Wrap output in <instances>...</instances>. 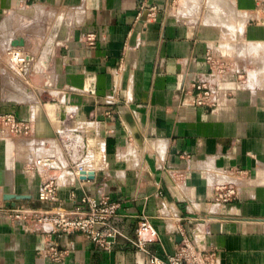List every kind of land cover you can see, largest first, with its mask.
<instances>
[{
    "label": "crops",
    "instance_id": "crops-1",
    "mask_svg": "<svg viewBox=\"0 0 264 264\" xmlns=\"http://www.w3.org/2000/svg\"><path fill=\"white\" fill-rule=\"evenodd\" d=\"M140 7L157 13L139 17ZM18 40L31 58L21 74L5 60ZM207 53L226 86L244 81L211 112L179 91L185 76L209 79ZM4 114L31 133L0 138V264H150L124 239L105 251L14 220L38 206L33 162L45 157L56 208L104 181L119 206L112 224L130 237L147 218L158 233L147 249L163 263L181 229L217 264H264V0H0ZM78 164L91 181L74 178Z\"/></svg>",
    "mask_w": 264,
    "mask_h": 264
},
{
    "label": "built area",
    "instance_id": "built-area-1",
    "mask_svg": "<svg viewBox=\"0 0 264 264\" xmlns=\"http://www.w3.org/2000/svg\"><path fill=\"white\" fill-rule=\"evenodd\" d=\"M157 13L156 7H140L138 16H146L153 19ZM138 17V18H139ZM92 41V38H89ZM11 68L24 73V69L31 61L29 55L16 50L7 52ZM212 53L206 54V61L210 65L209 79L199 80L192 76H185L184 83L179 91L185 97L184 101L193 107L213 111L227 100L228 95L243 88L244 81L226 86L229 75L214 62ZM239 76L238 80H241ZM113 112L108 111L106 116L111 117ZM92 116V114H91ZM31 133L30 123L11 114L0 116V138L13 139L26 137ZM33 167L40 177V187L37 192L38 206L23 205L13 210L12 216L16 222L24 224L29 220L51 227L56 234L80 233L88 241L99 249L109 251L119 239H124L134 249L145 253L150 264H217V258L213 252L203 250L195 238H191L179 229L180 241L174 252L168 256L166 263L150 253L147 246L150 242L158 240V233L147 218H142L134 230L132 236H125L113 224L112 218L117 214L118 204L113 202L107 192L105 182L100 181L93 193L83 195L70 209L56 208L59 201L58 187L55 177L48 172L55 168L52 158L45 157L33 162ZM70 171L74 178L80 181L88 179L89 172L82 164L71 166ZM84 177V179H81ZM235 194L234 189L227 190L225 198ZM61 253L52 252L51 262L58 263Z\"/></svg>",
    "mask_w": 264,
    "mask_h": 264
},
{
    "label": "rangeland",
    "instance_id": "rangeland-1",
    "mask_svg": "<svg viewBox=\"0 0 264 264\" xmlns=\"http://www.w3.org/2000/svg\"><path fill=\"white\" fill-rule=\"evenodd\" d=\"M15 46V47H14ZM14 46H12V45H10L6 50H5V60L7 59V61H6V64L9 66V67H11V64H10V62H9V60H8V57H7V52L8 51H11V50H16V51H20L21 49H22V47H24L25 46V43L22 41V40H18V41H16L15 43H14ZM16 46H19V47H16ZM256 181V180H255ZM261 181H263L264 182V180H261ZM257 222H259V223H264V218H260V219H257L256 220Z\"/></svg>",
    "mask_w": 264,
    "mask_h": 264
},
{
    "label": "water",
    "instance_id": "water-1",
    "mask_svg": "<svg viewBox=\"0 0 264 264\" xmlns=\"http://www.w3.org/2000/svg\"><path fill=\"white\" fill-rule=\"evenodd\" d=\"M81 179H84V177H82ZM88 179H93V173H89L88 174ZM11 199V198H10ZM12 199H15V200H19V198H12ZM180 241V240H179Z\"/></svg>",
    "mask_w": 264,
    "mask_h": 264
}]
</instances>
